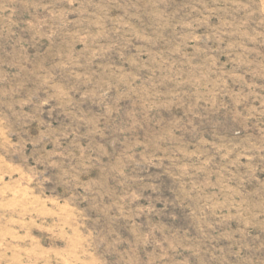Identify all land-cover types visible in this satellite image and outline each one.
Segmentation results:
<instances>
[{
  "label": "rangeland",
  "instance_id": "obj_1",
  "mask_svg": "<svg viewBox=\"0 0 264 264\" xmlns=\"http://www.w3.org/2000/svg\"><path fill=\"white\" fill-rule=\"evenodd\" d=\"M0 264H264V0H0Z\"/></svg>",
  "mask_w": 264,
  "mask_h": 264
}]
</instances>
